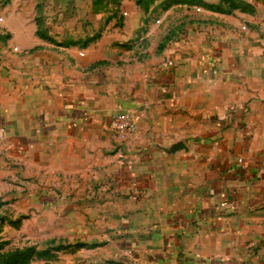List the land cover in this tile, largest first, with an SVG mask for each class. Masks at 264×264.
I'll return each mask as SVG.
<instances>
[{
    "label": "crops",
    "instance_id": "crops-1",
    "mask_svg": "<svg viewBox=\"0 0 264 264\" xmlns=\"http://www.w3.org/2000/svg\"><path fill=\"white\" fill-rule=\"evenodd\" d=\"M154 2L61 46L49 87L28 66L0 126L15 183L63 217L96 212L142 264H264V0Z\"/></svg>",
    "mask_w": 264,
    "mask_h": 264
},
{
    "label": "rangeland",
    "instance_id": "rangeland-1",
    "mask_svg": "<svg viewBox=\"0 0 264 264\" xmlns=\"http://www.w3.org/2000/svg\"><path fill=\"white\" fill-rule=\"evenodd\" d=\"M121 1L0 0V126L9 119L13 96L25 88L28 66L38 67L42 80L36 87H49L61 46L82 45L100 39L107 29L114 34L123 27ZM151 2L128 0L141 9L154 6ZM15 84L20 86L17 91ZM113 133L121 138L132 134ZM5 138L0 127V141ZM6 151L0 143V264H142L136 260L138 253L119 252L113 242L105 243L107 226L96 212L82 206L86 210L63 217L53 207L31 203L22 184L15 183L22 182L23 170L10 164L12 156ZM22 253L23 260L16 263Z\"/></svg>",
    "mask_w": 264,
    "mask_h": 264
},
{
    "label": "built area",
    "instance_id": "built-area-1",
    "mask_svg": "<svg viewBox=\"0 0 264 264\" xmlns=\"http://www.w3.org/2000/svg\"><path fill=\"white\" fill-rule=\"evenodd\" d=\"M107 126L117 134L133 133L135 130V120L129 111H114L108 114ZM226 206V203L221 202L220 207Z\"/></svg>",
    "mask_w": 264,
    "mask_h": 264
},
{
    "label": "trees",
    "instance_id": "trees-1",
    "mask_svg": "<svg viewBox=\"0 0 264 264\" xmlns=\"http://www.w3.org/2000/svg\"><path fill=\"white\" fill-rule=\"evenodd\" d=\"M89 40H91V39H89ZM89 40L85 41V43H87ZM24 256H25V254H24V253H22V254L20 255V258H19V259H17V260H15V262H16V263H18V262L22 261V260H23V258H24Z\"/></svg>",
    "mask_w": 264,
    "mask_h": 264
}]
</instances>
